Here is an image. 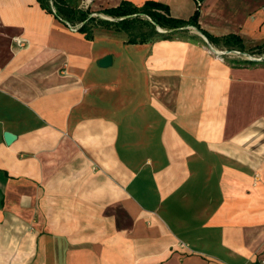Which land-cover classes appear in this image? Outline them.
I'll use <instances>...</instances> for the list:
<instances>
[{
	"label": "crops",
	"instance_id": "obj_1",
	"mask_svg": "<svg viewBox=\"0 0 264 264\" xmlns=\"http://www.w3.org/2000/svg\"><path fill=\"white\" fill-rule=\"evenodd\" d=\"M67 1L106 21L123 1L184 21L199 3L218 42L87 40L37 0H0V264H261L264 68L217 52L234 36L262 55L264 0ZM143 128L166 133L128 154L120 131ZM141 146L167 158L151 190L127 168Z\"/></svg>",
	"mask_w": 264,
	"mask_h": 264
},
{
	"label": "trees",
	"instance_id": "obj_2",
	"mask_svg": "<svg viewBox=\"0 0 264 264\" xmlns=\"http://www.w3.org/2000/svg\"><path fill=\"white\" fill-rule=\"evenodd\" d=\"M41 8L47 12L54 13L56 17L82 33L87 40H93L97 35L96 30L104 29L115 33H125L129 39L127 44H147L160 40H173L176 37H186L189 34L187 27L194 28L207 41L215 45L218 40L202 31L198 25L199 3L196 11L188 20L174 19L169 14L165 5L148 1L141 7H136L123 1L117 8L105 10L104 14L114 21H106L91 17L87 10L70 5L67 0H37ZM130 16L129 19L119 20ZM155 23L165 33L156 31ZM226 44L238 47L243 51L240 39L234 36L223 39Z\"/></svg>",
	"mask_w": 264,
	"mask_h": 264
},
{
	"label": "rangeland",
	"instance_id": "obj_3",
	"mask_svg": "<svg viewBox=\"0 0 264 264\" xmlns=\"http://www.w3.org/2000/svg\"><path fill=\"white\" fill-rule=\"evenodd\" d=\"M96 32H97V36L99 37L110 38L113 40L115 39V40L122 41L124 43L127 42L129 39V37L125 33H115L113 31H107L104 29H98L96 30ZM190 38H192V42H198L201 45L207 46V42H208L207 39L202 37L199 33H197L193 29H190L189 34L183 39L190 40ZM257 51L258 50H247L246 52L249 54V56L255 57L256 56L255 54H258ZM218 52H221V51H218ZM262 53H264V51ZM219 57L224 59V61H219V62H221L224 65H227L229 68H238V69L246 68L250 70L255 69V68H264V61L262 62L248 61L246 60L247 58L244 56H235L231 54V55H220ZM175 101L179 102L175 105V112H176L175 114L178 115L180 108H183L182 106L183 99H181L180 101V99L176 98ZM184 101L187 103L188 101H192V99L186 98L184 99ZM120 132L126 135L124 141L128 143L127 144L128 148H126L128 151V154H129V151L134 149L133 146L129 145V143L133 142L134 140L142 139V143L144 144L146 142L148 143L149 142H162L163 134L166 133L165 130L144 129V128L143 129H127V130H123ZM174 133L177 137L179 136L178 138H180L179 144L173 147L176 150V152H178V150L182 149L181 138L183 139L185 136L183 135V131L181 130H176L174 131ZM147 149H149V146L144 147V148L141 146L139 148V151L142 152V156L138 157V159L141 158V160L137 162H134V161L128 162L127 168L132 169L134 171L137 170L139 172V176L142 175V181L144 182L143 183L144 190H151V188L155 186L154 179L152 178V174H156L157 172L165 168L167 158L162 157L165 153H164V150L161 149L159 151V155H161L162 153L163 155L159 157L158 159L159 161L158 162L152 161V157L146 156L144 154V152ZM130 153H133V150ZM94 169H98L97 165H95Z\"/></svg>",
	"mask_w": 264,
	"mask_h": 264
},
{
	"label": "water",
	"instance_id": "obj_4",
	"mask_svg": "<svg viewBox=\"0 0 264 264\" xmlns=\"http://www.w3.org/2000/svg\"><path fill=\"white\" fill-rule=\"evenodd\" d=\"M131 18L130 16H126V17H123V18H120L119 20H124V19H129ZM150 22L151 20L148 19ZM110 21H113V20H110ZM153 25H155L156 27V31L158 33H165V31L161 30L155 23L151 22ZM192 27H187V29H191ZM214 51V50H212ZM215 52V51H214ZM98 65L100 68H108L112 65V57L110 55H107L105 57H103L102 59H100L98 61ZM4 141L7 145L11 144L14 140H15V136L9 132H5L4 135Z\"/></svg>",
	"mask_w": 264,
	"mask_h": 264
},
{
	"label": "built area",
	"instance_id": "obj_5",
	"mask_svg": "<svg viewBox=\"0 0 264 264\" xmlns=\"http://www.w3.org/2000/svg\"><path fill=\"white\" fill-rule=\"evenodd\" d=\"M86 2L88 3L89 1L86 0ZM84 7H86V6H84ZM208 46H209V48L211 50H214L211 45L208 44ZM217 54H219V55H231V54H233L235 56H244L249 61H255V62H262V61H264V53H262V55L257 56V57L256 56L255 57H251V56H249V55H247L245 53L244 54L241 53L240 51H222V52H217ZM261 264H264V261Z\"/></svg>",
	"mask_w": 264,
	"mask_h": 264
}]
</instances>
